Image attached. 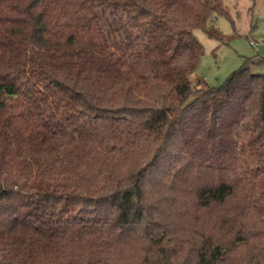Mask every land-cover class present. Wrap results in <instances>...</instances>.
Listing matches in <instances>:
<instances>
[{
    "label": "trees",
    "instance_id": "16d2710c",
    "mask_svg": "<svg viewBox=\"0 0 264 264\" xmlns=\"http://www.w3.org/2000/svg\"><path fill=\"white\" fill-rule=\"evenodd\" d=\"M212 15L0 0V264H264V59L193 83Z\"/></svg>",
    "mask_w": 264,
    "mask_h": 264
},
{
    "label": "rangeland",
    "instance_id": "374dc122",
    "mask_svg": "<svg viewBox=\"0 0 264 264\" xmlns=\"http://www.w3.org/2000/svg\"><path fill=\"white\" fill-rule=\"evenodd\" d=\"M228 17L212 15L203 29L192 34L202 46L195 70L189 75L193 82L207 86L219 85L239 67L245 58L264 59V0H220ZM252 40L254 46L248 43ZM251 66V71H260Z\"/></svg>",
    "mask_w": 264,
    "mask_h": 264
},
{
    "label": "built area",
    "instance_id": "2783aa9c",
    "mask_svg": "<svg viewBox=\"0 0 264 264\" xmlns=\"http://www.w3.org/2000/svg\"><path fill=\"white\" fill-rule=\"evenodd\" d=\"M248 43H249L250 45H252V46H254V44H255L252 40H249Z\"/></svg>",
    "mask_w": 264,
    "mask_h": 264
}]
</instances>
